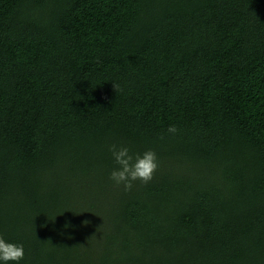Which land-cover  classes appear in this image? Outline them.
Wrapping results in <instances>:
<instances>
[{"label": "trees", "instance_id": "obj_1", "mask_svg": "<svg viewBox=\"0 0 264 264\" xmlns=\"http://www.w3.org/2000/svg\"><path fill=\"white\" fill-rule=\"evenodd\" d=\"M112 144L154 179L117 186ZM0 236L19 264H264V0H0Z\"/></svg>", "mask_w": 264, "mask_h": 264}, {"label": "clouds", "instance_id": "obj_2", "mask_svg": "<svg viewBox=\"0 0 264 264\" xmlns=\"http://www.w3.org/2000/svg\"><path fill=\"white\" fill-rule=\"evenodd\" d=\"M170 134H176L178 129L173 125L168 128ZM118 167L110 174V179L117 185L123 186L125 191H131L134 182L140 181L144 184L154 179L159 168V160L155 151L148 150L142 155L131 154L130 149L124 146L112 144L109 149ZM69 225H65L67 228ZM25 258V251L22 244L6 242L0 236V262L8 264L15 262L19 264Z\"/></svg>", "mask_w": 264, "mask_h": 264}, {"label": "rangeland", "instance_id": "obj_3", "mask_svg": "<svg viewBox=\"0 0 264 264\" xmlns=\"http://www.w3.org/2000/svg\"><path fill=\"white\" fill-rule=\"evenodd\" d=\"M62 172V171H61ZM57 175H58V170H57ZM80 183H88L89 184V182H85V180H82V182H80ZM92 186L91 185H89L87 188H91ZM92 189H93V187H92ZM46 191V189L44 188L43 190L41 189V191H40V194H43L42 196L44 197V198H46V199H51L53 196L51 195V193H49V192H45ZM90 193L92 192V191H89ZM78 196H80V194L78 195ZM96 200V202L97 203H99V201H100V197H95V199L93 200V201H95ZM100 207H101V205H99ZM86 261H90V258H87L86 259Z\"/></svg>", "mask_w": 264, "mask_h": 264}]
</instances>
